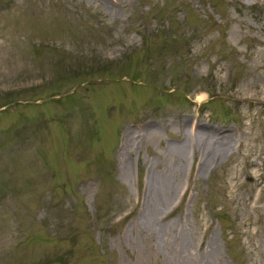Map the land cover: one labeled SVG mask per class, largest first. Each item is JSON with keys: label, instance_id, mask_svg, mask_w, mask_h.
I'll return each mask as SVG.
<instances>
[{"label": "rangeland", "instance_id": "rangeland-1", "mask_svg": "<svg viewBox=\"0 0 264 264\" xmlns=\"http://www.w3.org/2000/svg\"><path fill=\"white\" fill-rule=\"evenodd\" d=\"M0 264H264V0H0Z\"/></svg>", "mask_w": 264, "mask_h": 264}, {"label": "bare ground", "instance_id": "bare-ground-1", "mask_svg": "<svg viewBox=\"0 0 264 264\" xmlns=\"http://www.w3.org/2000/svg\"><path fill=\"white\" fill-rule=\"evenodd\" d=\"M197 133L200 134L201 136H196L194 139L191 138H184L182 141L181 146H174V152H178L176 155L178 163H184L186 162V158H184V153L188 149L191 150V153H194L196 151V147L198 151L202 152V155L205 156V159H203V168L206 166L207 162L213 158V155H219L223 154L224 152V147H226L229 144V139L227 140L225 137H220L218 138L216 135H212L211 133L207 132H202V129L198 127ZM152 128H145L143 130L139 131H134L131 133V131H127L124 133L123 136V149L127 145L126 143H131L135 137H133L135 134H138V138L145 137V136H151L153 133ZM198 140L196 141V138ZM142 139H140L141 141ZM196 141V142H194ZM187 149V150H186ZM148 191H150V187H148Z\"/></svg>", "mask_w": 264, "mask_h": 264}]
</instances>
